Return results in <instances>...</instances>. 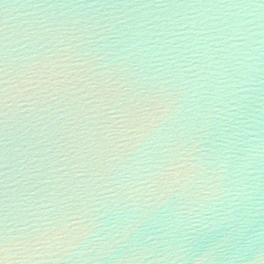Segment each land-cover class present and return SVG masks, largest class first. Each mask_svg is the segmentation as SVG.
<instances>
[{
  "label": "water",
  "instance_id": "1",
  "mask_svg": "<svg viewBox=\"0 0 264 264\" xmlns=\"http://www.w3.org/2000/svg\"><path fill=\"white\" fill-rule=\"evenodd\" d=\"M0 25L5 241L47 233L4 264H264V0H0Z\"/></svg>",
  "mask_w": 264,
  "mask_h": 264
},
{
  "label": "snow or ice",
  "instance_id": "2",
  "mask_svg": "<svg viewBox=\"0 0 264 264\" xmlns=\"http://www.w3.org/2000/svg\"><path fill=\"white\" fill-rule=\"evenodd\" d=\"M3 26L0 25V48L3 45ZM51 71V69H48ZM4 69L2 66V57H0V141L3 139V125L4 121L3 108L5 107V100L8 98V90L3 86L4 81ZM40 75V74H38ZM44 83L43 79L35 80L32 78L20 79L12 86L11 99L16 104L17 108L20 110L17 115H21L26 112L27 109L24 105L34 103L33 97L37 95L38 92L43 91L40 85ZM14 93V94H13ZM3 155L0 151V169L3 168L2 164ZM4 173L0 170V256L6 255L9 251H14L20 255L22 258L25 254L30 251L34 244L46 243L47 233H43L39 239H31L30 234L23 229L17 231V235L13 238L14 242L9 244L5 241V233L7 231L6 226V214H5V199H6V185L3 179ZM21 199H23V193L20 194ZM78 220H72V224H78ZM68 227V225H65ZM63 231V229H61ZM59 235V233H56ZM0 264H4L3 260L0 259Z\"/></svg>",
  "mask_w": 264,
  "mask_h": 264
}]
</instances>
